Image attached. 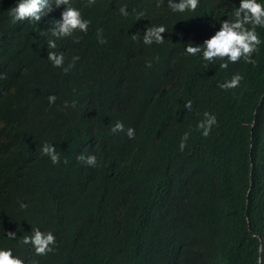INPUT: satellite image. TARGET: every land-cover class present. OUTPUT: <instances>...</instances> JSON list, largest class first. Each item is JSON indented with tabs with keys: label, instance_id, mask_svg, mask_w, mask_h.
Instances as JSON below:
<instances>
[{
	"label": "trees",
	"instance_id": "trees-1",
	"mask_svg": "<svg viewBox=\"0 0 264 264\" xmlns=\"http://www.w3.org/2000/svg\"><path fill=\"white\" fill-rule=\"evenodd\" d=\"M16 3L0 0V248L25 264H264V28L255 66L241 60L225 70L185 52L240 0H199L183 13L167 0H71L88 31L51 37L56 49L41 32L66 6L20 26L8 10ZM161 24L164 43L145 45L146 28ZM48 51L64 53L63 67ZM236 72L238 88L218 87ZM205 111L217 120L208 137L196 129ZM117 121L124 132L111 131ZM45 142L58 164L41 154ZM37 227L56 238L46 256L21 243Z\"/></svg>",
	"mask_w": 264,
	"mask_h": 264
},
{
	"label": "clouds",
	"instance_id": "clouds-1",
	"mask_svg": "<svg viewBox=\"0 0 264 264\" xmlns=\"http://www.w3.org/2000/svg\"><path fill=\"white\" fill-rule=\"evenodd\" d=\"M96 0H87V5L91 6ZM53 5H65V10L61 13V19L52 20L51 27L42 31L41 35L49 36L47 40V48L56 49V39L63 37H70L74 32L88 31L90 21L85 19L80 10L72 6L71 0H17L14 7H10L9 15L12 21L20 22V26L25 23V20H31L39 22L42 16H47L53 11ZM167 6L173 12H195L199 7V0H167ZM122 16H128L127 5H122L119 9ZM144 13H138V16H143ZM25 21V22H24ZM264 28V3L260 0H240L239 6L235 8L231 18L220 21V27L209 38L203 41V44H196L189 42L185 45V52L188 55L196 56L202 55L205 61L210 63L216 60L221 61L219 67L227 70L229 64H235L243 60L245 63L256 65L257 61L253 58L254 53L259 52V46L262 41L260 39L257 28ZM167 32V28L164 25H152L146 28L143 34V43L145 45H151L153 43L163 44L165 38L161 35ZM103 29H97V39L103 44L106 43V39L103 37ZM54 37L56 39H52ZM79 37L74 38L75 43H79ZM132 39L135 41L138 39L136 34L132 35ZM47 59L51 61L54 67H63L65 57L64 53H57L56 51H48ZM158 59V57H157ZM79 60L78 56H73L71 62L67 67L63 68V71H69ZM151 61H146V67H151ZM6 75L0 74V79H5ZM243 75L239 72L234 73L230 79H226L222 83H218V87L224 90L235 89L240 86V82L243 80ZM49 104L55 103L56 96H48ZM68 102H65V107H68ZM72 107H75V102H72ZM184 107L191 111L192 101L185 102ZM204 119L198 121L196 129L201 132V135L208 137L214 125H217L215 115L205 111L203 113ZM111 131L124 132V125L122 122L117 121L112 127ZM126 135L129 139L135 137V129L132 127L127 128ZM189 139V132H185L180 140L179 149L183 151L187 146ZM41 154L50 158L53 164L60 162V153L57 148L48 142L41 145ZM78 161H83L85 164L91 167H97L98 162L94 154L85 155L80 153L77 156ZM65 164L68 161L65 159ZM21 208H26L24 203L20 204ZM31 235L23 237L22 244H31L34 248L37 256H46L50 252H54L53 245L56 244V238L51 231L44 232L38 227L31 229ZM6 237L10 240H14L17 237L15 231H8ZM0 264H25V261L13 254L11 248H0ZM35 264V261H33Z\"/></svg>",
	"mask_w": 264,
	"mask_h": 264
}]
</instances>
